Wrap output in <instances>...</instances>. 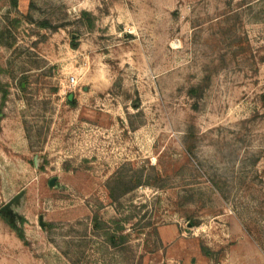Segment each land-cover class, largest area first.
<instances>
[{"label":"rangeland","instance_id":"374dc122","mask_svg":"<svg viewBox=\"0 0 264 264\" xmlns=\"http://www.w3.org/2000/svg\"><path fill=\"white\" fill-rule=\"evenodd\" d=\"M0 84V264H264V0H0Z\"/></svg>","mask_w":264,"mask_h":264},{"label":"water","instance_id":"95a60500","mask_svg":"<svg viewBox=\"0 0 264 264\" xmlns=\"http://www.w3.org/2000/svg\"><path fill=\"white\" fill-rule=\"evenodd\" d=\"M71 97H72V95L70 94V95H68V100H71ZM37 156H35L34 158H33V165L34 166H36V164H37ZM53 184V179H51L50 181H49V185H52ZM21 194V193H20ZM20 194H18V195H16L13 199H11L7 204H5L3 207H2V209L0 210V212H4L7 208H8V206L11 204V202H13V201H15V200H17L19 197H20ZM39 224H40V226L41 227H43V223H42V221H41V217H39Z\"/></svg>","mask_w":264,"mask_h":264},{"label":"trees","instance_id":"16d2710c","mask_svg":"<svg viewBox=\"0 0 264 264\" xmlns=\"http://www.w3.org/2000/svg\"><path fill=\"white\" fill-rule=\"evenodd\" d=\"M8 2H9V4L12 6V7H16L17 6V0H8ZM41 26H43V27H47L48 26V24L46 23V22H43V23H41ZM2 97H1V105H2V103L5 101V99H6V96H7V91L4 89V90H2V95H1ZM70 104H73L72 102H69ZM111 194V196H113L112 195V193H110ZM113 198H115V197H113ZM116 200V199H115ZM17 236L22 240V235L21 234H19V233H17ZM113 244H115V243H113Z\"/></svg>","mask_w":264,"mask_h":264},{"label":"built area","instance_id":"2783aa9c","mask_svg":"<svg viewBox=\"0 0 264 264\" xmlns=\"http://www.w3.org/2000/svg\"><path fill=\"white\" fill-rule=\"evenodd\" d=\"M74 83H75V80L72 77H69L68 78V85H69V87H73L74 86Z\"/></svg>","mask_w":264,"mask_h":264},{"label":"flooded vegetation","instance_id":"af4514ba","mask_svg":"<svg viewBox=\"0 0 264 264\" xmlns=\"http://www.w3.org/2000/svg\"><path fill=\"white\" fill-rule=\"evenodd\" d=\"M2 90H4V88H2V85L0 84V95H2Z\"/></svg>","mask_w":264,"mask_h":264}]
</instances>
